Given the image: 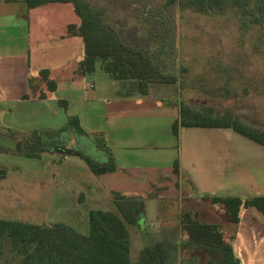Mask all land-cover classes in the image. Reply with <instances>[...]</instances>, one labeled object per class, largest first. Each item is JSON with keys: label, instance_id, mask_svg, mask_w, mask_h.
<instances>
[{"label": "rangeland", "instance_id": "obj_1", "mask_svg": "<svg viewBox=\"0 0 264 264\" xmlns=\"http://www.w3.org/2000/svg\"><path fill=\"white\" fill-rule=\"evenodd\" d=\"M88 1L95 7L106 8L109 21L118 28L124 44L135 50L139 47V53L155 61L160 71L154 77L149 76L147 81L166 86V94L173 98L179 96L180 103L195 110L212 108L217 115L230 109L250 124L264 129V0H240V3L228 0L222 7L206 11L188 0H176V4H169V7H165L168 0H150L153 4L152 9H146L150 17L146 20L148 23L135 15L134 0ZM30 11L33 56L40 48L55 45V37L62 28L60 24L80 20L72 3H49ZM10 37L13 50L22 39L17 33H12ZM36 40L41 43L36 45ZM160 46L163 53L157 49ZM57 55L60 56V53ZM128 57L137 60L139 56L129 54ZM40 59L45 61L47 56L43 55ZM106 74L97 64L95 72L87 74L83 80L84 90L93 95L113 93L112 77ZM90 84H95L96 88ZM74 96L77 98L76 94ZM33 116L30 115L24 124L40 120V117ZM4 120L5 116L0 113V144L13 148L18 139L13 136L10 139L3 128L6 127ZM89 128L93 130L95 127L89 125ZM17 130L31 135L30 132L36 129ZM90 135L99 137V134ZM215 135L219 137L217 165L221 175L228 176L230 180L234 178L231 181L234 184L231 189L233 194L241 198L264 196V146L233 133L232 129L184 131L177 142L183 162L188 163L190 159L197 172L205 169L206 156L216 144ZM73 139L71 144L72 136L66 132L63 134L64 148L46 150L36 157L0 151V218L19 219L36 225L62 221L87 234L90 210L116 211L113 193L119 191L129 197L143 199L153 193L159 195L160 202L164 204V214L178 224L183 211L196 210L205 205L204 191L203 188L198 190L196 178L199 184L213 190L212 181L205 184L199 175L186 167L191 173H186V178L180 177L182 186L176 184L178 176L173 172L170 173L173 183L165 192L151 185L142 188V184H138V192L132 195L131 190L110 173H94L85 156L77 152L88 142L77 136ZM87 154L96 156L94 151ZM166 173L169 172L165 169L162 174ZM217 194L228 193L217 191ZM212 206L224 217L222 204ZM156 209L155 205L151 206L149 214L141 219L142 226L146 225L148 229L145 233L137 226L128 225L132 236L131 258L134 261L143 246L156 238L150 234L153 228L149 226L152 221H157ZM255 214L261 215V220L255 218L258 223L252 221ZM206 222L220 224L241 264H264V215L256 208H243L241 222L230 224L235 229L239 227L240 236L245 235L243 240L236 232H228L223 226L225 221L219 218ZM159 223L162 232H153L155 236L167 243H174L176 239V243H182V222L174 233L164 229L162 222ZM178 259V264H202L205 255L201 250L183 249Z\"/></svg>", "mask_w": 264, "mask_h": 264}, {"label": "crops", "instance_id": "obj_2", "mask_svg": "<svg viewBox=\"0 0 264 264\" xmlns=\"http://www.w3.org/2000/svg\"><path fill=\"white\" fill-rule=\"evenodd\" d=\"M133 11L135 12V10ZM30 13L31 11L24 0H0V113L5 116V126L19 130L59 129L67 125L70 117L77 116L85 133L68 131L72 136L71 144L74 142L75 136L85 139L88 144L80 147L77 152L98 163L109 162L112 155L116 170L107 172V174L110 173L111 176L120 180L126 189L131 190L132 195L138 192L139 188L136 186L138 184H142V188L151 185L165 192L173 183L171 174L176 171L175 166L178 163V172H175L178 178L175 182L179 187L182 186L180 177L186 178V173L193 172V174L199 175V179L201 178L205 184L211 181L213 183V190H209L201 183L199 184L198 178L195 179L198 190L203 188V198L206 195L240 197L233 194L231 190L234 186L231 181L234 178L230 180L228 176L221 175L217 165L219 159L218 151H216L218 150V135L214 136L216 144L211 147L206 156L207 167L205 169L197 172L192 167L190 159L188 163L183 162L177 142L181 139L184 131L189 133L211 128L180 127L179 135H176L172 126L181 116L182 103H180L179 96L174 98L169 96L166 94V90L168 91L166 86L154 82L145 85L143 91L146 92L144 93L130 92L123 82L113 79L111 82L114 88L113 93L109 92L107 96L102 93L97 95L88 93L83 86L86 75L79 73L80 62L85 55L82 37L69 36L67 30L71 23L63 22L62 25L60 24V28L62 27L60 32L55 37V45L40 48L39 51L42 52L38 51L33 56L31 42L34 37L30 32ZM79 23L80 20L75 22V24ZM12 33H17L22 39L13 50L11 49L12 37H10ZM35 43L39 45L41 41L36 40ZM44 49L46 50L43 51ZM58 53L60 56L57 55ZM43 55H46L47 59L40 61ZM34 61L37 63L34 64ZM42 70H48L49 78L56 82L57 88L54 92H50L43 83L35 85L37 88L35 91L30 86L32 77L40 82ZM90 86L96 88L95 84H90ZM41 90L47 94L45 98H40ZM73 94H76L77 98ZM60 101H65V105ZM12 115H16L17 119L12 118ZM30 115H34V118L40 117V120L34 124H24ZM88 124L95 128L90 130ZM90 133L99 134V137L93 138ZM86 151H94L96 156H90ZM164 161L166 163L162 164ZM186 167L190 168L191 172ZM165 169L169 173L164 175L162 173ZM241 181L243 182V180ZM217 191L228 194L218 195ZM156 195L153 193L144 199L146 211L142 218L147 216L150 207L155 205L163 228L171 233L177 232V228L180 226L182 230V225L179 226L181 217L184 213L190 212L197 214L198 219L203 223L220 226L216 222H206L213 218H219L221 221H225L223 226L228 232H236L242 240L245 237V235L240 236L239 227L235 229L232 226L235 224L229 222L225 214L222 217L221 213L205 200L203 207L192 211H183L178 224H175L170 217L164 214V204L160 202V196ZM259 216L261 215H253L252 221L258 223L256 219L261 220ZM137 227L144 233L146 232L147 227L146 225L142 226L141 220L140 226ZM259 230L262 232V225L259 226ZM151 232L150 234L156 237L154 240L161 239L153 234L154 230ZM180 235L184 239L183 230Z\"/></svg>", "mask_w": 264, "mask_h": 264}, {"label": "trees", "instance_id": "obj_3", "mask_svg": "<svg viewBox=\"0 0 264 264\" xmlns=\"http://www.w3.org/2000/svg\"><path fill=\"white\" fill-rule=\"evenodd\" d=\"M29 9L49 3H72L80 23L68 25L69 36H80L84 41L85 55L79 66V73L87 75L95 72L96 64L113 80L123 82L130 92H146L144 87L151 77L160 71L151 58L143 56L130 45L121 41L119 30L109 21L104 7H95L88 0H24ZM206 11L222 7L228 0H188ZM168 2V4H167ZM165 7L176 4L168 0ZM240 3V0H235ZM150 0L132 1L135 15L150 19L147 7L152 9ZM170 4V5H169ZM136 10L138 13L136 14ZM144 17V18H142ZM163 53V47L157 48ZM138 55L137 60L128 57ZM40 82L30 78V86L46 85L54 92L57 84L49 78V71L40 72ZM126 82V83H125ZM28 96V95H27ZM40 98L47 94L40 92ZM27 98V97H26ZM65 105V101H60ZM181 116L173 123V132L179 135L180 127L230 128L235 132L264 146V129L250 124L232 110L215 114L212 108L198 111L182 103ZM7 134L18 139L13 148L0 144V151H12L16 155L36 157L44 151L64 148L63 134L70 130L83 134L77 116L69 118L67 125L59 129L33 130L31 135L12 127H3ZM90 169L96 174L116 170L113 156L107 163H98L85 157ZM178 172V163L175 166ZM116 211L101 208L89 212V232L81 233L65 222L50 225H36L19 219L0 218V264H178L183 249L203 251L202 264H241L231 242L227 240L217 224L203 223L197 214L186 212L181 217L184 240L179 243H167L163 239L151 240L140 250L137 260L131 258L132 236L128 225L140 226L144 215L145 200L139 196L129 197L121 192L113 193ZM212 205L222 204L229 222L238 224L243 208L254 207L264 215V196L250 198L238 196H204Z\"/></svg>", "mask_w": 264, "mask_h": 264}, {"label": "built area", "instance_id": "obj_4", "mask_svg": "<svg viewBox=\"0 0 264 264\" xmlns=\"http://www.w3.org/2000/svg\"><path fill=\"white\" fill-rule=\"evenodd\" d=\"M160 216H158L157 218V221H153L150 226L153 228V230L156 232V233H160L162 232V228H161V225H160V219H159Z\"/></svg>", "mask_w": 264, "mask_h": 264}]
</instances>
